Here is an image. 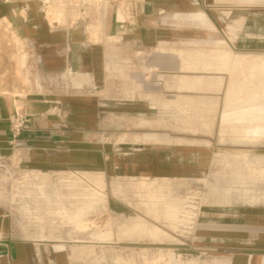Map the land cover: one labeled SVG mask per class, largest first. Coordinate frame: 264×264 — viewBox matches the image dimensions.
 I'll return each instance as SVG.
<instances>
[{"label":"crops","instance_id":"obj_1","mask_svg":"<svg viewBox=\"0 0 264 264\" xmlns=\"http://www.w3.org/2000/svg\"><path fill=\"white\" fill-rule=\"evenodd\" d=\"M263 59L264 0H0V160L51 175L109 160L144 184L109 191L111 221L141 224L140 239L15 237L0 205V264H109L135 248L123 254L264 264ZM105 119L114 145L96 141Z\"/></svg>","mask_w":264,"mask_h":264},{"label":"rangeland","instance_id":"obj_2","mask_svg":"<svg viewBox=\"0 0 264 264\" xmlns=\"http://www.w3.org/2000/svg\"><path fill=\"white\" fill-rule=\"evenodd\" d=\"M13 63L7 58V63ZM264 65V59L262 60ZM12 71L6 70V79L12 78ZM262 122L264 123V102L262 105ZM104 131L96 135V141L104 146L114 145L116 135L109 132L108 119ZM264 136V124L261 129ZM123 135H118L121 141ZM264 184V182H262ZM255 184V185H254ZM248 184L252 191L256 184ZM141 179H117L111 174L110 161L101 167L89 164L69 165L63 170L47 174L39 169L32 171L29 167L19 166L14 158L5 162L0 160V205L5 209L15 237L26 238H68L70 240L92 237L100 234L102 240L120 236L125 239L141 238V224L129 226L125 222L116 224L111 221L108 206L115 203L109 197V191L131 194L141 192ZM230 189L244 190L237 183H231ZM264 186V185H263ZM200 189V188H199ZM246 191V190H245ZM259 189L257 190V192ZM246 193V192H245ZM246 195V194H245ZM246 199V198H245ZM252 200L254 198H251ZM129 205H141V197L123 198ZM128 200V201H127ZM204 194L199 193V202L204 201ZM256 201H264V192ZM121 215H118V217ZM125 216V215H122ZM157 234V230H156ZM122 255H121V254ZM123 253L140 254V249H119L118 256H110L115 261L109 264H206L205 262H147L140 257L125 256ZM106 264V263H105ZM221 264V263H214Z\"/></svg>","mask_w":264,"mask_h":264},{"label":"built area","instance_id":"obj_3","mask_svg":"<svg viewBox=\"0 0 264 264\" xmlns=\"http://www.w3.org/2000/svg\"><path fill=\"white\" fill-rule=\"evenodd\" d=\"M26 120L18 115H13L9 119V125L12 133V144L16 147L21 146L20 136L24 130Z\"/></svg>","mask_w":264,"mask_h":264},{"label":"bare ground","instance_id":"obj_4","mask_svg":"<svg viewBox=\"0 0 264 264\" xmlns=\"http://www.w3.org/2000/svg\"><path fill=\"white\" fill-rule=\"evenodd\" d=\"M91 1V3H93L94 1H96V2H100V1H102V0H90ZM20 101H22V100H20ZM24 101V100H23ZM29 101V100H28ZM14 102V101H13ZM26 103V102H25ZM33 103V102H32ZM14 104V103H13ZM29 105V104H28ZM27 109V108H26ZM17 113V112H16ZM17 115V114H16ZM19 115V114H18Z\"/></svg>","mask_w":264,"mask_h":264}]
</instances>
